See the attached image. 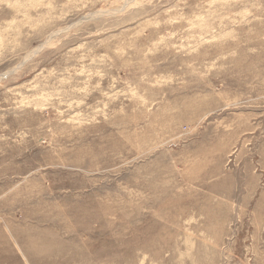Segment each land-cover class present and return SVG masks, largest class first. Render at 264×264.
I'll use <instances>...</instances> for the list:
<instances>
[{
  "label": "rangeland",
  "instance_id": "1",
  "mask_svg": "<svg viewBox=\"0 0 264 264\" xmlns=\"http://www.w3.org/2000/svg\"><path fill=\"white\" fill-rule=\"evenodd\" d=\"M0 264H264V0H0Z\"/></svg>",
  "mask_w": 264,
  "mask_h": 264
}]
</instances>
